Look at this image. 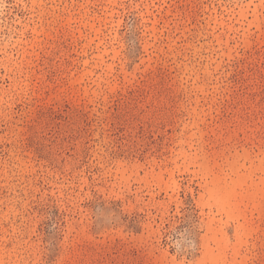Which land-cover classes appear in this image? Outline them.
Returning a JSON list of instances; mask_svg holds the SVG:
<instances>
[{"label":"rangeland","instance_id":"rangeland-1","mask_svg":"<svg viewBox=\"0 0 264 264\" xmlns=\"http://www.w3.org/2000/svg\"><path fill=\"white\" fill-rule=\"evenodd\" d=\"M0 264H264V0H0Z\"/></svg>","mask_w":264,"mask_h":264}]
</instances>
